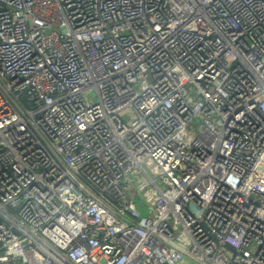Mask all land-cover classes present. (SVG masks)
<instances>
[{
	"label": "built area",
	"instance_id": "built-area-1",
	"mask_svg": "<svg viewBox=\"0 0 264 264\" xmlns=\"http://www.w3.org/2000/svg\"><path fill=\"white\" fill-rule=\"evenodd\" d=\"M0 264H264V0H0Z\"/></svg>",
	"mask_w": 264,
	"mask_h": 264
}]
</instances>
